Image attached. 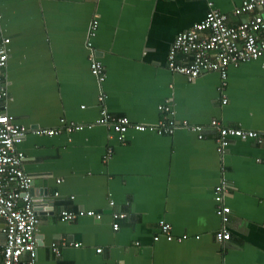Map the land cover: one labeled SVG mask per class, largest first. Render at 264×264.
<instances>
[{"label": "crops", "instance_id": "obj_1", "mask_svg": "<svg viewBox=\"0 0 264 264\" xmlns=\"http://www.w3.org/2000/svg\"><path fill=\"white\" fill-rule=\"evenodd\" d=\"M211 1L230 23L251 15L232 13L241 0ZM207 10L206 0H0V37L10 39L4 104L28 129L17 148L39 216L35 264H264V55L230 65L223 91L215 71L188 80L167 68L176 34ZM94 17L96 34L87 37ZM91 55L103 64L101 84L90 73ZM187 58L177 54L178 62ZM166 100L176 120L202 125L204 137L183 127L129 129L119 141L103 124L54 136L32 131L59 127L62 118L92 123L102 104L133 123H157ZM212 119L260 131L262 142L230 138L221 155ZM222 179L231 237L218 242L213 189ZM80 208L102 217L60 218ZM115 211L127 213L117 231ZM161 220L172 240L153 239ZM2 225L0 218V260Z\"/></svg>", "mask_w": 264, "mask_h": 264}, {"label": "built area", "instance_id": "obj_2", "mask_svg": "<svg viewBox=\"0 0 264 264\" xmlns=\"http://www.w3.org/2000/svg\"><path fill=\"white\" fill-rule=\"evenodd\" d=\"M206 2L208 10L205 16L189 29L176 34L168 50L166 63L171 72L183 74L188 80H194L205 71H215L219 74L220 89L223 91L226 86L227 69L230 65L236 66L264 55V0H241L240 5L235 7L232 13L234 15L251 13V15L239 23H230L225 13L212 7L211 0H206ZM97 26L98 19L94 17L91 20L87 37H93L96 34ZM9 42V37H0V218L3 219L1 231L5 239L0 264H35V231L39 216L31 195L32 178L23 169L25 155L17 148L28 129L13 121V117L6 112L4 104L8 96L5 67ZM86 44L88 48L92 47L90 40H87ZM178 53L186 55L189 59L178 62ZM89 60L90 73L101 84L105 79L103 64L93 55L89 57ZM104 97L105 94L101 91L98 99L103 102ZM225 101L226 99H223V102ZM158 109L161 112V118L157 123L143 124L133 123L123 115L111 114L102 104L100 117L92 123L80 124L62 118L59 127L36 128L32 131L38 135L54 136L61 133L71 134L85 127L90 128L96 124H103L114 131L119 141L124 139L129 129L172 134L178 127H183L197 133L199 138L204 137L202 125L175 119L170 101L166 100L158 105ZM210 126L216 132L217 151L221 155L230 138L255 139L259 143L262 142L263 133L260 131L226 126L217 119H212ZM110 153L111 148H108L104 157H108ZM227 190L228 185L225 179H222L213 189L216 202L215 212L221 221V228L214 233L215 240L218 242L229 240L231 237L226 227L230 208L223 203ZM109 204L113 205L114 201H109ZM83 216L94 219L102 217L101 213L93 209H63L60 211V218L63 221H72ZM126 216L125 211L111 213L114 231L119 230V221ZM158 229L159 232L153 236L154 240H158L160 235L167 240L175 237L171 232V225L163 220L159 222ZM185 237L186 234H183L177 237V240L181 241ZM73 245L78 246L79 243ZM52 250L57 255L60 252L56 243H52ZM97 251L101 249L98 248Z\"/></svg>", "mask_w": 264, "mask_h": 264}, {"label": "bare ground", "instance_id": "obj_3", "mask_svg": "<svg viewBox=\"0 0 264 264\" xmlns=\"http://www.w3.org/2000/svg\"><path fill=\"white\" fill-rule=\"evenodd\" d=\"M180 56V55H179Z\"/></svg>", "mask_w": 264, "mask_h": 264}]
</instances>
